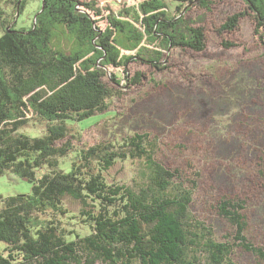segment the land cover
<instances>
[{
	"label": "trees",
	"instance_id": "16d2710c",
	"mask_svg": "<svg viewBox=\"0 0 264 264\" xmlns=\"http://www.w3.org/2000/svg\"><path fill=\"white\" fill-rule=\"evenodd\" d=\"M168 1L123 5L103 27L95 0H43L26 29L17 17L28 0H0V177L11 172L32 184L30 193L0 196L7 244L0 264H240L238 249L264 264V246L248 236L245 201H218L234 228L218 238L192 212L200 172L161 161L159 136L133 132L78 146L80 123L108 116L120 94L105 80L110 67L125 71L140 61L161 71L171 47L205 48V29L184 17L183 3L209 9L211 0H181L176 13ZM243 1L264 29V0ZM245 13L228 17L219 32L233 30ZM38 126L39 134L25 129ZM125 161L142 165L133 183L110 181Z\"/></svg>",
	"mask_w": 264,
	"mask_h": 264
},
{
	"label": "rangeland",
	"instance_id": "374dc122",
	"mask_svg": "<svg viewBox=\"0 0 264 264\" xmlns=\"http://www.w3.org/2000/svg\"><path fill=\"white\" fill-rule=\"evenodd\" d=\"M140 1L95 0L102 13L96 18L105 27L107 14ZM42 3L28 0L17 17V27L28 29ZM168 4L176 13L182 2L169 0ZM183 4L184 17L205 29V48L171 47L165 52L161 71L140 61L130 62L125 71L110 67L105 80L120 94L106 112L108 116L90 117L80 123L86 129L75 126L73 132L81 131L78 146L133 132L159 136L161 161L189 174L191 164L200 172L193 214L211 224L221 238L233 234L234 228L219 215L218 201L225 196L243 199L248 236L264 246V29L257 28L258 22L243 0H211L209 9L195 2ZM245 11L233 30L219 32L228 17ZM111 73L118 75L119 83ZM137 73L142 76L134 83ZM25 129L34 134L42 130L40 126ZM69 163L66 160L63 167L68 169ZM141 169L139 163L121 162L111 169L109 180L132 184ZM31 190L27 179L11 172L0 177V196ZM68 203L73 212L79 210L76 202ZM6 246L0 241L1 253ZM235 259L240 264L258 262L252 253L240 249Z\"/></svg>",
	"mask_w": 264,
	"mask_h": 264
}]
</instances>
